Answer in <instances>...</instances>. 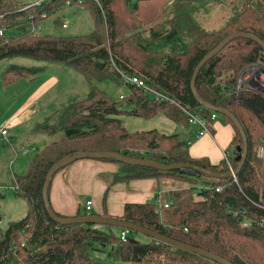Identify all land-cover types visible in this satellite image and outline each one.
<instances>
[{
  "label": "trees",
  "instance_id": "trees-1",
  "mask_svg": "<svg viewBox=\"0 0 264 264\" xmlns=\"http://www.w3.org/2000/svg\"><path fill=\"white\" fill-rule=\"evenodd\" d=\"M98 1L100 5L95 10L88 9L95 24L89 34L56 36L39 33L37 24L52 18L57 25L67 8L79 9L82 4H94L96 0H43L34 4L0 0V63L17 56L64 62L90 82V90L84 98L69 99L55 123L47 122V130L57 133L58 138L34 153L25 173L11 178L15 195L28 201L29 209L21 220L12 221L7 231H0V264H222L154 238L146 243L122 241L110 225L109 230H103L95 223L60 224L46 209L43 189L51 166L64 155L78 151H115L132 156L128 147L137 146L146 148L144 153L149 154L148 157L141 154V157L163 164L187 162L217 172L229 171L226 158L220 164L193 158L180 134H164L157 129L131 133L121 116L150 119L165 114L175 123L188 124L184 110L188 109L212 122L213 110L203 108L192 92L195 69L229 34L251 33L264 43V0H243L242 8L234 11L230 20L220 26V31L204 30L194 21L191 9L179 6L170 27H153L147 38L142 35L145 30H141V22L129 27L138 32L122 35L121 32L129 28L120 30L114 9L116 0ZM149 1L157 0H124V4L131 13H138L140 5ZM263 54L264 48L256 40L237 37L207 60L196 77L198 94L217 108L231 111L248 136V155L238 174L224 178L192 176L181 169L165 171L110 158L100 159L119 164L121 173L116 181L155 177L188 183L166 194L162 202L173 200L167 209L160 207L158 199L129 202L122 216L107 213L104 217L154 230L215 253L232 264H250L246 245L257 242L264 246V159L255 148L264 144V91L253 88L250 83L239 88L238 82L244 79L251 65L261 61ZM4 70L3 82L11 84L44 69L10 64ZM123 74L139 76L168 98L158 100L137 84L126 81L130 94L115 101L93 82L95 76H100L98 78H111L120 84ZM221 117L230 121L225 115ZM242 150L243 137L236 128V155L229 157L236 168ZM54 211L61 217L72 216ZM83 215L88 214L81 205L74 216ZM3 219L0 211V222ZM109 246L113 261L100 262L87 254L90 248Z\"/></svg>",
  "mask_w": 264,
  "mask_h": 264
},
{
  "label": "rangeland",
  "instance_id": "rangeland-1",
  "mask_svg": "<svg viewBox=\"0 0 264 264\" xmlns=\"http://www.w3.org/2000/svg\"><path fill=\"white\" fill-rule=\"evenodd\" d=\"M28 4L39 3L43 0H22ZM243 0H157L155 2H146L140 5V11L138 13H131L130 10L125 6L124 0H116L114 2V9H116L117 17L120 23V30H127L131 24L137 26L140 22L141 30H145L142 35L147 38L150 33V29L153 27L162 28V26L170 27L171 20L174 18L179 6H184L192 11V16L197 24H200L205 30H218L225 22L227 23L230 18L234 15L235 10H240L242 8ZM100 5L99 1L93 4L88 2V4H82L79 9L76 6L67 8L66 14L63 20L59 24L55 25L52 18H45V20L37 24L38 32L45 34H53L56 36H75V35H85L89 34L94 29V19L89 11L95 10L96 6ZM89 9V10H88ZM134 21V22H133ZM223 31V30H222ZM138 31H132L130 28L127 31L121 32L124 36H131L133 33ZM263 61V60H261ZM10 64H20L27 67H42L46 71L39 72L40 78H47L49 76V71L54 70L59 77L60 85L49 93L40 105L38 114L33 116V119L28 123H19L18 125H12L9 140H3L0 134V167L6 164L7 171L14 174H23L27 170L33 154L29 156H24L22 151L26 147H36V151L43 149L50 141L58 138L57 133H51L47 130L48 124L46 121H51L55 123L60 109L63 104L66 103L71 98H84L90 90V82L86 79L85 75L79 72L76 68L67 66L64 62H48L40 61L35 58H29L25 56L11 57L3 60L0 63V123L3 118L9 114L8 111L16 107L18 103L22 100L24 95L29 89V82L26 78L18 81V83L12 84V86L5 87L1 82V74L3 69ZM257 73L264 74V61L261 65L256 66V68L251 72L252 76L257 75ZM100 76H95L93 82L101 88L106 90L108 95L112 97L115 101H120L122 96L126 97L130 94V87L126 81L119 80L118 84L115 80L111 78L101 79ZM225 79V78H224ZM244 85V80L241 79L238 82V87ZM253 88L260 89L264 91V86L259 85L253 81ZM5 112V113H4ZM3 116V118L1 117ZM124 120V125L128 128L129 132L135 133L140 131H149L157 126L159 127L158 120L160 117L150 119V121L131 115H122ZM157 122L158 124H156ZM182 126L175 125V128L169 133L179 132ZM168 132V131H166ZM11 141V142H9ZM258 150V155L264 159V144H260L255 147ZM146 148L143 147H128L130 155L134 157L142 156L148 157V153H144ZM16 154L19 156L16 157ZM230 170L233 171L236 168L231 162H227ZM2 169V167L0 168ZM13 178V177H12ZM166 180H163L165 182ZM5 185H3L4 183ZM172 182L171 184L177 186L188 185L185 182ZM11 181L6 178L1 179L0 175V211L4 219L0 222V231H7V227L12 221L21 220L29 209V203L23 198H18L15 195V188L11 185ZM166 196V191H162L161 197L164 199ZM86 198L82 197V203L84 204V212L89 214L95 211V207L91 211H87L85 203ZM103 230H109L111 227L100 225ZM113 230L117 235L122 233V229L114 227ZM127 239L150 242L151 238L143 233L131 232ZM241 242V240H239ZM239 242V243H240ZM247 252L250 256H246L248 263L250 264H264V246L259 243H253L252 246L246 245ZM111 246L103 249L90 248L87 251L89 257L97 259L100 262H109L114 259L109 256V250ZM237 251L240 249V245L237 246ZM112 259V260H111ZM252 260V261H251Z\"/></svg>",
  "mask_w": 264,
  "mask_h": 264
},
{
  "label": "crops",
  "instance_id": "crops-1",
  "mask_svg": "<svg viewBox=\"0 0 264 264\" xmlns=\"http://www.w3.org/2000/svg\"><path fill=\"white\" fill-rule=\"evenodd\" d=\"M4 69L3 72L5 71ZM43 71H46L45 67ZM48 74L49 76L44 79L39 77V73L29 77H22L11 84H5L2 79L3 73L1 74V82L5 87L12 86V84L18 83L23 78H26L29 82V89L18 105L8 111L7 114L9 115L4 118L1 116L3 121L0 123V127L4 124L7 125L10 128L9 135L12 125H18L24 122L28 123L33 119L34 115L42 111L39 108L40 103L61 84L54 70H50ZM156 117L161 118L158 120V123L161 125L154 129L164 134H180V138L187 143L188 151L193 158L206 159L212 164H220L224 161L226 155L228 157H235L236 155L234 151L236 127L233 122L224 117L212 121L211 133L202 137L197 136V127L194 124L175 123L165 114H160L150 119ZM150 119L146 120L150 121ZM155 123L158 124L157 122ZM175 125L182 126L179 132L169 133V131L175 128ZM0 134L2 139L5 140L2 136L1 129ZM17 156L19 155L16 154ZM1 167V179L5 180L8 178L11 181L12 176L15 174L7 171L6 164ZM120 173L121 169L117 162L95 158L78 159V161L65 166L64 169H61L54 176L49 191V198L53 209L64 215L74 216L81 205L84 208V204L81 201L84 196L88 197L86 201H93L95 213L101 216L107 213L114 216H122L126 203L148 202L156 199L162 202L163 198L161 194L163 190L167 194L171 190L180 188V186L171 184L170 179H163L166 180L163 182V180L155 177L116 181V177ZM165 198L167 197L165 196Z\"/></svg>",
  "mask_w": 264,
  "mask_h": 264
},
{
  "label": "water",
  "instance_id": "water-1",
  "mask_svg": "<svg viewBox=\"0 0 264 264\" xmlns=\"http://www.w3.org/2000/svg\"><path fill=\"white\" fill-rule=\"evenodd\" d=\"M237 37H245V38H252L254 40H256L258 43H260V45L262 46V48H264V43L254 34H247L244 32H235L232 34H229L227 37H225L214 49H212V51L210 53H208L206 55V57L199 63V66L196 67L194 75L192 77V84H191V88H192V92L196 95L199 103L202 105L203 108L206 109H210L213 110L217 113H219L220 115H225L228 119H230L231 122L234 123L235 127L239 130L241 136L243 137V153L242 155L238 156L239 159V164H238V168L233 170V171H224V172H217L215 170L212 169H206L204 167L201 166H197V165H193L187 162H180V163H172V164H163L159 161H156L154 159H150V158H145V157H132V156H128L126 154H120L118 152L115 151H92V152H86V151H78V153L76 154H72V155H64L63 158H61L60 160H58L57 162H55L51 168L49 169V173H48V177L47 180L44 184V189H43V200H45V204H46V209L49 213V215L51 214V216L53 217V219L55 221H57L60 224H70V223H80V222H87V223H95L98 225H105V226H113V227H117V228H128L131 230V232H136V233H143L145 235H148L150 238H154L156 240H160V241H164L167 243H170L178 248H183L186 250H189L191 252H195V253H200L203 254L205 256H208L210 258H214L215 260L221 262L222 264H232L231 262H229L227 259L225 260L223 257L215 254V253H210L204 249H201L199 247H194L191 246L189 244H186L184 242H180L177 241L171 237H166L156 231H151L143 226L140 225H135L132 224L128 221L125 220H119V219H115V218H111V217H104L101 215H83V216H69V217H61L58 214H56V212L53 209L51 200L49 198V190H50V184L54 178V176L59 172V170L63 169L65 166L74 163L76 161H78V159H114L118 162H124L127 164H131V165H141V166H145V167H154V168H158L161 170H173V169H181V171L183 173L195 176L197 175H207V176H212L215 178H224L226 176H236L238 174V172L242 169L243 164L247 158L248 155V136H246L245 130L241 124V122H239V120L235 117V115L229 111L226 108H217L216 106L212 105L210 102L205 101L200 94H198L197 89H196V77L199 73V71L201 70V68L205 65L206 61L209 60L210 58L214 57L215 55H217L220 50H222V48L228 44L229 42L235 40V38ZM264 61V54L262 56V59Z\"/></svg>",
  "mask_w": 264,
  "mask_h": 264
},
{
  "label": "built area",
  "instance_id": "built-area-1",
  "mask_svg": "<svg viewBox=\"0 0 264 264\" xmlns=\"http://www.w3.org/2000/svg\"><path fill=\"white\" fill-rule=\"evenodd\" d=\"M78 1L82 2L84 0H78ZM262 62L263 61H259V62H257V64L250 66L248 71L243 76L244 85L246 83L253 84V81L260 79L263 83L262 86H264V74L257 73V75H255V76L251 75V72L256 68V66L261 65ZM123 79L127 82L132 83V84H134V83L137 84L139 87H141L144 90V92H146L147 94L154 95L155 98L158 100H164L165 98H168V96L163 95L162 93L157 91L154 87H152L150 84H148L146 81H144L139 76H136V75L128 76V75L123 74ZM184 110L188 116L189 123L192 125L194 124L197 127V136L198 137H202V136L208 135V133H211L210 123L212 124V122L209 123V120H207L206 117H204L198 113H195L194 111L191 112L188 109H184ZM220 117H221V115L219 113L212 111L210 120L215 121V120L219 119ZM0 129H1V133H2L3 138L6 140H9L8 135H9L10 128L4 124L0 127ZM35 152H36V147H28V148H25L23 150L24 155H31V154H34ZM226 159L228 162H230L228 155H226ZM172 202H173V200L167 199L166 202H160L159 204H160V207L163 206L164 208L167 209V207H170ZM85 206H86L87 211H91L93 208V201L87 200L85 203ZM160 207L158 208L159 211L161 210ZM130 233H131L130 229H128V228L122 229V233L120 234V239L122 241L127 240V237Z\"/></svg>",
  "mask_w": 264,
  "mask_h": 264
},
{
  "label": "bare ground",
  "instance_id": "bare-ground-1",
  "mask_svg": "<svg viewBox=\"0 0 264 264\" xmlns=\"http://www.w3.org/2000/svg\"><path fill=\"white\" fill-rule=\"evenodd\" d=\"M255 83H257V84H259V85H262V84H263L262 81H261L260 79L255 80Z\"/></svg>",
  "mask_w": 264,
  "mask_h": 264
}]
</instances>
